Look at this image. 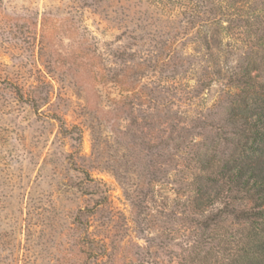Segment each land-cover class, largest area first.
Instances as JSON below:
<instances>
[{"label":"rangeland","instance_id":"obj_1","mask_svg":"<svg viewBox=\"0 0 264 264\" xmlns=\"http://www.w3.org/2000/svg\"><path fill=\"white\" fill-rule=\"evenodd\" d=\"M250 76L264 0H0V264L231 261Z\"/></svg>","mask_w":264,"mask_h":264},{"label":"trees","instance_id":"obj_2","mask_svg":"<svg viewBox=\"0 0 264 264\" xmlns=\"http://www.w3.org/2000/svg\"><path fill=\"white\" fill-rule=\"evenodd\" d=\"M249 79V91L255 94L253 102L248 104L251 111L244 114L242 140L236 144V154L223 162L218 177L222 183H217L218 188H223L226 183L236 191L228 212L245 224L238 240L242 245L240 252L226 264H264V166L257 163L264 155V80L259 83V93L255 90L252 76ZM201 191L202 188L198 194L204 195ZM238 194L253 203H242ZM193 202L197 207H203L198 198ZM237 202L240 203L236 205Z\"/></svg>","mask_w":264,"mask_h":264}]
</instances>
